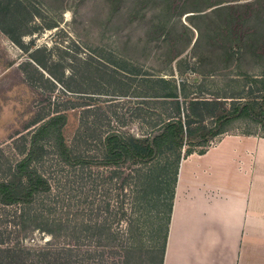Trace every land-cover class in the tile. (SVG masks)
Listing matches in <instances>:
<instances>
[{
	"label": "rangeland",
	"instance_id": "rangeland-1",
	"mask_svg": "<svg viewBox=\"0 0 264 264\" xmlns=\"http://www.w3.org/2000/svg\"><path fill=\"white\" fill-rule=\"evenodd\" d=\"M253 1L0 0V182L13 178V166L16 160L23 158L18 156V146L22 145L14 144L13 140L40 128L46 120L36 123L50 111L64 114L58 125H63L66 152L71 148L78 150L76 144L88 135L81 126L92 120L95 123L97 118L106 126L105 121H110L114 131L137 138L154 137L158 133L154 126L159 115L149 111L148 116H139V110L145 115L147 111L140 106L142 99L136 96L142 94L144 80L157 81L158 77L168 78L173 73L180 83L177 71L180 60L184 62V78L192 94L201 90L205 92L202 97L210 101L214 100L212 94H261L264 90V20H259L258 24L256 20H238L232 33L225 28L226 20H222L225 15L213 11L220 6H211L220 2L225 6ZM195 8L201 12H192ZM195 15L202 16L193 17ZM226 54L231 61L225 59ZM33 55L46 64L49 73L35 65ZM213 70L214 76L199 73ZM234 101L239 100H221L218 116L222 115L220 108L229 110L243 104ZM70 106L80 107L66 110ZM99 108L101 112L93 116H88L85 110ZM261 110L264 111V107L256 106L253 112L257 114ZM204 126L206 129H202ZM220 132L264 137V125L255 116L246 121L231 118L195 125L189 138L195 142L192 151L201 152L206 145H215ZM205 134L203 140L199 139ZM189 150L183 145L180 156L178 153L177 157L169 158L158 155L154 159L155 180L152 189L147 191L150 203L142 210L145 226L140 227L146 249L132 252L130 264L163 263L176 169ZM54 161L47 162L54 165ZM119 162L122 164L119 171L124 174L128 172L127 164L133 165L124 160ZM90 164L91 170L78 167V175L66 166L62 171L49 170L53 188L56 189L58 180L66 185L65 189L62 185L60 191L66 203L63 214L105 216L102 202L107 200H110L111 211L122 212L125 202L123 208L130 212L128 203L132 189L129 183L125 191L120 190L128 173L112 180L113 166L108 169L96 160ZM88 170L96 176V187L88 184ZM21 208L0 205V239L21 240L24 245L48 241L50 238L43 234L36 233L32 237L29 229L28 234L25 232L18 237L13 221ZM111 226L119 229L115 223ZM121 228H125L123 224Z\"/></svg>",
	"mask_w": 264,
	"mask_h": 264
},
{
	"label": "trees",
	"instance_id": "trees-1",
	"mask_svg": "<svg viewBox=\"0 0 264 264\" xmlns=\"http://www.w3.org/2000/svg\"><path fill=\"white\" fill-rule=\"evenodd\" d=\"M176 1L186 2V0ZM222 4L220 2L211 6H220L213 11L225 15L222 19L226 20L225 28L228 27V31L232 33L238 20H256V24L260 22L259 20H264V0H254L246 4L225 6ZM241 10L243 12L239 16ZM192 12L199 13L201 11L195 8ZM199 16L202 15L193 17ZM245 16L246 18H244ZM255 29L257 31V28ZM18 44L23 46L21 41H18ZM227 45L225 42L224 46L227 47ZM182 53L176 56L178 57ZM229 58L226 54L225 59L231 61L232 58L231 60ZM32 59L36 66L49 73L48 67L41 59L34 55ZM183 63L182 60L178 62L177 71L181 79L180 83L175 80L173 73L166 74L168 78L158 77L157 81L144 80L146 84L141 88L142 94L136 96L142 99L140 106L147 111L145 115V112L141 111L142 109L139 110V116H148L149 111H154L159 115L156 116L154 126L158 133L154 137L137 138L132 134L114 131L111 129L110 121H105L108 125L106 126L103 120L97 118V123L92 120L81 126L84 131H88V135L84 137L83 142L76 144L78 150L71 148L69 152H66L68 145L62 136L63 125H58L64 114L61 111H50L36 123L46 120L40 128L21 134L13 140L14 144L22 145L18 146V156H23V158L16 160L13 166V178L0 182V205L22 207L17 210L13 221L18 237L29 229L31 236L38 233L48 236L50 239L44 243L38 241L36 244L24 245L21 240L14 242L11 238H2L0 239V264H130L132 252L143 251L145 248L141 240L143 237L140 227L145 226L143 220L145 215L142 210L150 203V192L147 191L152 189L155 180L154 173L157 166L153 162L154 159L158 155H168L169 158V156L178 153L180 156L183 145H187L190 149L184 157L194 153L192 148H194L195 142H191L189 138L195 125L227 121L231 118L237 121H246L251 116H255V119L264 125V111L261 110L257 114L253 112L256 106L264 107V90L263 94L261 93L262 97H258L261 94L255 95L254 92L252 94L244 92L236 95L225 94V96L212 94L214 100L210 101L206 97H202L205 92L201 90L193 92V94L189 92V84L184 78L186 69L183 68ZM199 73L204 76H214L216 72L213 70L212 72L199 71ZM245 77L249 78V76ZM197 81L195 80V82ZM57 82L63 83L58 80ZM253 82L258 84L256 79ZM230 99L239 100L234 103L242 102L243 104L234 105L229 110L220 108L222 115L218 116L217 110L221 100ZM188 101L189 105L186 104ZM76 107H66V110ZM85 110L88 116L101 112L100 108L99 110ZM102 129L105 130L102 132ZM202 129H206L205 126ZM217 135L220 137L224 134L220 132ZM206 136L207 134L199 136V139L203 140ZM75 142L76 140L74 144ZM92 143H96L97 146L94 147ZM208 147L206 145L205 149L199 153H204ZM49 159L55 160L54 165L47 162ZM92 160L102 162L108 169L113 166L111 168L112 180L119 179L128 173L120 190L125 191L126 185L129 183L130 189H132L128 203L130 212L123 208L125 202L121 208L122 212L111 211L110 200H107L102 202L105 216L98 214L91 216V213L88 216L87 214L74 216L63 214L62 210L65 209L66 205L64 204L66 203L60 191H62L64 182L58 180L56 189L53 188L48 178L49 170L62 171L61 169L66 166L75 170L78 175V167L83 170L85 168L91 170ZM120 160L133 164H127L128 172L125 174L119 171L120 165H122ZM180 163L181 161L178 162L176 169L169 223ZM95 178L94 173L90 171L87 178L89 186L96 187L94 183L97 179ZM133 180H136L135 184L132 183ZM65 187L64 184L63 188L65 189ZM140 189L144 190V193L140 192ZM101 217L102 219H100ZM114 223L117 224L118 230L111 226ZM122 224L124 229L121 228ZM168 231L169 226L164 253ZM26 233L28 234V232ZM1 235L2 233L0 238Z\"/></svg>",
	"mask_w": 264,
	"mask_h": 264
},
{
	"label": "crops",
	"instance_id": "crops-1",
	"mask_svg": "<svg viewBox=\"0 0 264 264\" xmlns=\"http://www.w3.org/2000/svg\"><path fill=\"white\" fill-rule=\"evenodd\" d=\"M162 264H264V138L223 135L178 168Z\"/></svg>",
	"mask_w": 264,
	"mask_h": 264
}]
</instances>
